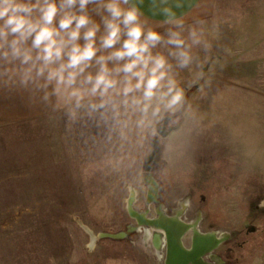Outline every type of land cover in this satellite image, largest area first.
I'll list each match as a JSON object with an SVG mask.
<instances>
[{"label":"rangeland","instance_id":"1","mask_svg":"<svg viewBox=\"0 0 264 264\" xmlns=\"http://www.w3.org/2000/svg\"><path fill=\"white\" fill-rule=\"evenodd\" d=\"M219 4L218 24L196 29L204 43L176 69L185 100L175 111L74 123L61 112L57 131L49 120L19 131L0 157V264H166L165 235L129 212L131 193L148 219L181 211V222L198 218L201 232L224 237L201 256L207 264H264V104L247 111L235 90L222 105L212 100V81L226 75L212 66L225 70L232 46L240 55L242 36L257 38L264 0ZM228 31L238 37L227 40ZM193 236L180 238L185 248Z\"/></svg>","mask_w":264,"mask_h":264},{"label":"clouds","instance_id":"2","mask_svg":"<svg viewBox=\"0 0 264 264\" xmlns=\"http://www.w3.org/2000/svg\"><path fill=\"white\" fill-rule=\"evenodd\" d=\"M143 15L135 0H0V91L27 93L69 123L175 111L185 92L173 69L188 67L203 33L185 36L169 7L157 24Z\"/></svg>","mask_w":264,"mask_h":264},{"label":"crops","instance_id":"3","mask_svg":"<svg viewBox=\"0 0 264 264\" xmlns=\"http://www.w3.org/2000/svg\"><path fill=\"white\" fill-rule=\"evenodd\" d=\"M222 1L224 0H135L144 13L142 19H146L149 25L162 22L163 9L171 8L176 18L184 21V34L190 28L197 29L209 24H218L217 18L221 8L219 3ZM96 19L98 20L99 17ZM256 23L264 25V19L257 20ZM167 27L169 25L165 24L163 28L158 27L157 30L163 31ZM226 34L227 40L234 41L238 37L233 31H228ZM242 39L247 41L241 46L242 53L237 55L236 49L232 46L225 70L217 64L212 66L213 73L226 74L225 82H219L217 79L212 81V100L215 99V103L221 104L220 96L227 98L235 90L241 95V102L247 105L248 111L250 104L258 106L264 104V28L257 32V38L251 39L248 35L242 36ZM250 40H256V45H251ZM250 47L257 49L254 50L255 53H250ZM172 63L175 65V62ZM173 71L176 72L175 67ZM60 114L61 112L45 107L38 99L30 98L27 93L0 91V157L10 152L14 145L13 139L22 134L19 131H23L27 125H37L49 120L52 123L57 122L55 124L57 131ZM248 114L249 112L247 118ZM223 116L224 119L227 117V115Z\"/></svg>","mask_w":264,"mask_h":264},{"label":"bare ground","instance_id":"4","mask_svg":"<svg viewBox=\"0 0 264 264\" xmlns=\"http://www.w3.org/2000/svg\"><path fill=\"white\" fill-rule=\"evenodd\" d=\"M133 197H134V193H131L130 199H129V204H128V210L129 212L136 217L141 223L142 222H146L149 224H152L156 227L157 230H159L160 232H163L165 235L164 241L167 244H171L170 243V239L171 238H175L178 237L180 235H183L185 232L191 230L194 233V237H193V244L195 245L196 243H216L218 241H220L222 239V237H219L218 234L216 232H211L210 234H201L197 231V224L199 219L197 218L195 221H192L190 223H183L179 220V216L181 211L177 212L176 215L174 217H167L165 215H163L161 213V216L159 218L156 219H148L144 216V214H138L137 212L134 211L133 207H131V203L133 201ZM156 196L155 194L150 193L149 194V199H154ZM151 233L146 229V237L150 238ZM93 237V236H92ZM152 239V238H151ZM153 242L155 244H157V239L156 237L153 238ZM166 244V245H167ZM192 244V245H193ZM214 245V246H215ZM170 254L174 256V247L172 245H170ZM192 264H207L204 261H202L200 258L198 259H194L191 261Z\"/></svg>","mask_w":264,"mask_h":264},{"label":"water","instance_id":"5","mask_svg":"<svg viewBox=\"0 0 264 264\" xmlns=\"http://www.w3.org/2000/svg\"><path fill=\"white\" fill-rule=\"evenodd\" d=\"M170 118V116L165 117L161 125L158 127V132L162 137H166L167 135H169L170 131L172 130V127H168V121L170 120ZM180 238L181 235L175 238L173 237L170 239L171 244H167L166 264H187L194 259H198L206 249L215 245V243L213 244L212 242L207 244L196 243L195 245L193 244L190 248L187 249L182 245ZM170 245L174 247V256L169 255L171 251Z\"/></svg>","mask_w":264,"mask_h":264},{"label":"flooded vegetation","instance_id":"6","mask_svg":"<svg viewBox=\"0 0 264 264\" xmlns=\"http://www.w3.org/2000/svg\"><path fill=\"white\" fill-rule=\"evenodd\" d=\"M170 117H171V116H170ZM170 120H171V119H170ZM170 120L168 121V127H170V126H169V122H170ZM196 228H197V231H198L199 233H201V234H210V233H211V232H207V233H203V232H201V231L199 230V228H198V225L196 226ZM183 235H184V234H183ZM183 235H181V237H182ZM221 237H222V236H221ZM223 238H224V237H222V239H221L220 241H218V242L216 243L215 246H212V247L206 249L205 252L201 254V256H203V255L206 254L207 252H209V253L212 252V253H213L214 250L218 249L219 246L221 245V243L223 242ZM201 256H200L199 258L203 261V259L201 258ZM228 256H231V254H229ZM208 259H209V260H212V257H208ZM204 262H205V261H204ZM205 263H206V262H205ZM187 264H192V263L189 262V263H187Z\"/></svg>","mask_w":264,"mask_h":264},{"label":"trees","instance_id":"7","mask_svg":"<svg viewBox=\"0 0 264 264\" xmlns=\"http://www.w3.org/2000/svg\"><path fill=\"white\" fill-rule=\"evenodd\" d=\"M172 117V116H171Z\"/></svg>","mask_w":264,"mask_h":264}]
</instances>
